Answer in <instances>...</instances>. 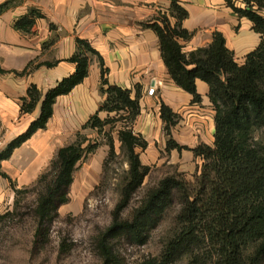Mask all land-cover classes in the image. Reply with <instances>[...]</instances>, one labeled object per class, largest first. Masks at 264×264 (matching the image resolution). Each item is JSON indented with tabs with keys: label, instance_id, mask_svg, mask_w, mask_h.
<instances>
[{
	"label": "trees",
	"instance_id": "trees-1",
	"mask_svg": "<svg viewBox=\"0 0 264 264\" xmlns=\"http://www.w3.org/2000/svg\"><path fill=\"white\" fill-rule=\"evenodd\" d=\"M19 0L0 3V15L17 4ZM238 18L252 23L254 32L264 36V0H224ZM168 15L175 19L172 25L167 14L145 24L157 35L163 62L174 83L199 101L196 80L209 87V99L214 109L215 133L213 146L199 144L192 149L202 159L195 184L190 186L176 175L160 179L149 189L130 217L121 218L137 190L142 186L150 167L141 162L139 149L147 142L133 132V123L140 114V93L136 87L134 97L131 90L110 85L100 54L85 40L76 38V50L69 58L75 71L60 80L53 88L42 93L30 85L21 99L22 113H30L41 101V111L25 132L10 141L0 151V176L10 182L15 195L18 189L11 178L1 171L2 160L8 159L15 148L26 142L36 131L45 129L53 114V106L59 96L68 94L88 75L90 61L95 57L101 68L99 92L105 96L98 111L83 125L102 132L109 126L116 130L128 165L127 175L120 188V200L113 211L111 225L97 238L101 264H118L111 241L126 237L138 244L146 243L150 232L162 221L176 195L180 196L178 226L164 246L159 257L140 264H174L184 257H196L199 244H207L217 250L216 264H262L264 261V40L250 51L242 64L235 60L234 53L226 47L225 38L219 31L213 33L211 43L188 53L183 52L179 40H187L192 33L182 28L188 12L177 0H170ZM44 16L35 8L14 22V28L30 32L35 20ZM45 65L51 66V63ZM28 66L22 74L30 71ZM0 73H5L0 67ZM100 111L108 116L101 119ZM160 116L165 123L168 137L177 116L161 104ZM88 142L87 146L84 144ZM109 155L114 156V138L107 136ZM97 146L78 134L77 140L58 149L50 163V170L37 180L40 185L36 215L39 224L36 237L43 235V224L51 223L58 215V208L68 202L69 188L78 162L84 155L92 153ZM189 149L168 138L166 150ZM0 214V220L11 215ZM195 261V260H194Z\"/></svg>",
	"mask_w": 264,
	"mask_h": 264
},
{
	"label": "crops",
	"instance_id": "crops-1",
	"mask_svg": "<svg viewBox=\"0 0 264 264\" xmlns=\"http://www.w3.org/2000/svg\"><path fill=\"white\" fill-rule=\"evenodd\" d=\"M177 2L188 12L182 28L192 33L189 39L179 40L185 53L208 46L213 33L219 31L237 63L242 64L245 56L264 40V36L254 32L252 23L238 18L224 0ZM236 4L242 6L240 0H236ZM169 6L170 0H19L2 13L0 67L5 73H0V151L40 115L41 101L32 112L21 111V99L30 85L44 94L75 71V64L69 58L79 38L87 41L102 57L110 85L131 90L132 98L138 88L140 114L132 127L133 132L147 142L146 149L138 150L141 162L145 154L151 162L169 160L168 163L181 171L184 167L195 169L194 165L202 163L192 149L199 144L213 146L215 112L208 96L209 87L197 79L200 100L194 101L190 93L177 86L163 62L156 33L145 26L163 14L169 16ZM30 8L37 9L44 18L36 19L28 33L16 30L14 22ZM169 20L173 25L175 19L169 16ZM28 66L30 71L22 74ZM100 82V64L93 57L84 80L56 99L46 128L36 131L15 148L8 159L2 160L1 171L17 188L39 177L49 165L54 145L64 143L78 130L96 136V129L82 127L105 99L99 92ZM151 87L155 91L149 95ZM162 103L177 116L169 137L160 116ZM113 115L104 111L98 113L101 119ZM120 127L121 124L116 129ZM168 138L189 149L167 151ZM60 147L57 146L55 155ZM12 193L10 182L0 176V201L4 197L11 198Z\"/></svg>",
	"mask_w": 264,
	"mask_h": 264
},
{
	"label": "rangeland",
	"instance_id": "rangeland-1",
	"mask_svg": "<svg viewBox=\"0 0 264 264\" xmlns=\"http://www.w3.org/2000/svg\"><path fill=\"white\" fill-rule=\"evenodd\" d=\"M116 130L110 132L107 126L95 137L89 136L88 131L78 130L64 143L53 146L49 165L42 173L50 170L57 146L74 143L78 134L97 147L78 162L69 188L68 202L58 208V215L51 223L47 220L43 224L42 236L36 237L39 218L35 210L41 189L40 185L37 186L38 178L31 184L19 187L24 190L18 195L14 192L11 198L4 197L0 201V214L12 213L0 220V264H101L97 238L112 223L113 211L120 200V188L128 170ZM110 133L114 138V156L109 155L107 144ZM146 157L145 154L142 156V162L150 167V171L121 213L123 219L130 217L147 191L165 176L176 175L193 186L202 164L194 165L195 169L184 167L181 171L168 163L169 160L151 162ZM180 200V196L176 195L160 224L150 232L146 243L141 245L126 237L111 241L118 264H140L160 256L177 230ZM207 242L198 245L195 259L188 256L174 264H216L217 250Z\"/></svg>",
	"mask_w": 264,
	"mask_h": 264
},
{
	"label": "built area",
	"instance_id": "built-area-1",
	"mask_svg": "<svg viewBox=\"0 0 264 264\" xmlns=\"http://www.w3.org/2000/svg\"><path fill=\"white\" fill-rule=\"evenodd\" d=\"M154 91H155V88L154 87H151V88H148V94L149 95H152L153 93H154Z\"/></svg>",
	"mask_w": 264,
	"mask_h": 264
}]
</instances>
